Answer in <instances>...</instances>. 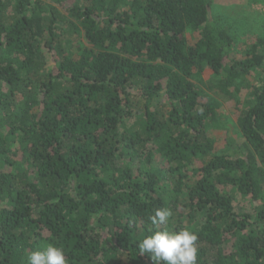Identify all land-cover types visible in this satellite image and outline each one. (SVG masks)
<instances>
[{"label":"trees","instance_id":"trees-1","mask_svg":"<svg viewBox=\"0 0 264 264\" xmlns=\"http://www.w3.org/2000/svg\"><path fill=\"white\" fill-rule=\"evenodd\" d=\"M213 9L0 0V264L50 244L68 264H155L138 245L165 229L197 234V264H264V37L237 57ZM221 99L233 152L211 132Z\"/></svg>","mask_w":264,"mask_h":264},{"label":"rangeland","instance_id":"rangeland-1","mask_svg":"<svg viewBox=\"0 0 264 264\" xmlns=\"http://www.w3.org/2000/svg\"><path fill=\"white\" fill-rule=\"evenodd\" d=\"M213 15L221 18L235 37L234 55L241 57L243 49L258 38L264 37V0H213ZM190 41L195 36L188 34ZM215 77L207 70L202 78V87L206 90L214 87ZM254 83V81H252ZM222 101L221 119L219 126L211 130L217 142V150L220 152H233L241 149L245 142L238 125V111L234 101ZM135 115L131 122L135 121ZM237 210H249V204L236 196ZM240 202V203H239Z\"/></svg>","mask_w":264,"mask_h":264},{"label":"clouds","instance_id":"clouds-1","mask_svg":"<svg viewBox=\"0 0 264 264\" xmlns=\"http://www.w3.org/2000/svg\"><path fill=\"white\" fill-rule=\"evenodd\" d=\"M173 213L170 209H158L150 217L156 226L166 225ZM198 236L188 229L180 231L157 230L145 237L138 245L140 253H148L155 264H197ZM26 264H68L62 247L48 245L43 250L33 251Z\"/></svg>","mask_w":264,"mask_h":264}]
</instances>
